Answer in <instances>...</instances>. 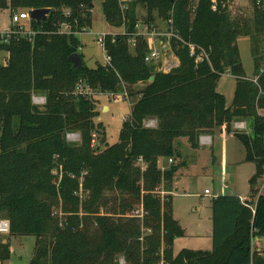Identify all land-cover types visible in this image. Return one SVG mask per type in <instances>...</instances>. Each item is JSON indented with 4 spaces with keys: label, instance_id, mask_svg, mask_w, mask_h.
<instances>
[{
    "label": "trees",
    "instance_id": "16d2710c",
    "mask_svg": "<svg viewBox=\"0 0 264 264\" xmlns=\"http://www.w3.org/2000/svg\"><path fill=\"white\" fill-rule=\"evenodd\" d=\"M232 1L219 0L213 11L212 0H102L107 23L124 28V34L106 36L110 65L91 69L84 62L75 70L68 59L79 54L77 34L90 28L93 0H0V15L52 10L46 22H31L36 32L31 39L13 36L0 42V53L7 54L6 63H0V218L10 221L11 237L36 238L30 264H119V255L126 264H264V250L253 246L258 239L264 244V194L258 196L264 176V117L259 114L264 111V73H259L264 0L252 1L251 17L232 13ZM139 6L146 9L145 19ZM157 19L175 35L171 46L179 65L170 72L145 61L146 37L139 36L135 48L129 44L141 21L152 28ZM66 25L70 33H61ZM241 36L253 41L258 84L245 74L237 43ZM186 43L206 50L209 60L196 63ZM226 72L237 79L231 106L217 89ZM81 83L88 96L76 93ZM35 94L45 97L40 108L33 104ZM93 95L135 103L112 146L102 122L94 121L99 114ZM148 120H155L156 128H145ZM235 120L251 121L250 135L238 139L246 161L256 163L250 180L256 204L248 207L239 196L214 198L212 251L184 249L174 255L184 231L173 216V197L163 201L157 191L172 190L184 162L164 171L159 162L182 157L180 139L194 148L201 133L223 127L229 133ZM70 130L81 132L80 145L66 140ZM81 189L87 194L83 203ZM112 193L114 201L108 197ZM141 204L142 218L131 216ZM11 255L10 238L0 235V264Z\"/></svg>",
    "mask_w": 264,
    "mask_h": 264
},
{
    "label": "rangeland",
    "instance_id": "374dc122",
    "mask_svg": "<svg viewBox=\"0 0 264 264\" xmlns=\"http://www.w3.org/2000/svg\"><path fill=\"white\" fill-rule=\"evenodd\" d=\"M94 8L90 12L91 25L86 33H78L77 37L81 41V48L79 54L83 57L86 65L94 69L99 64L105 65L106 54L103 48L98 43L100 35L112 36L124 34V28L111 27L104 16L102 10V0H93ZM231 12H241L245 17H251L253 14L252 0L232 1L230 3ZM125 9V8H124ZM24 9L18 10V13L24 12ZM17 12V11H16ZM141 19H145L147 16L146 9L139 6L137 10ZM12 12L5 11L0 15V42L1 35L9 32L13 28L11 21ZM28 26V23H25ZM157 29L160 33H163L160 25L163 24L162 20H156ZM141 21V30L142 29ZM67 31V29H64ZM264 39V37H263ZM161 38H159V41ZM157 43V41H156ZM238 47L242 64L245 70V74L248 78H252L255 75V61L252 53L253 41L249 36H241L238 38ZM261 50H264V41L261 44ZM134 49L131 52L134 53ZM7 54L5 52L0 53V63H6ZM170 58H178L174 53L163 55L161 59L154 65L158 70L163 71V66ZM146 84L138 85L136 89H143ZM237 87V79L229 72H226L220 78L218 84V92L223 94L226 98L227 105L231 106ZM90 94V92H89ZM42 95L35 94L33 96V104L36 107H42L41 103ZM96 102V112L99 114L94 119L96 123L102 122L105 127L107 143L112 146L119 142L121 129L125 120H129L131 111L135 106L133 101L129 99L120 98L113 100L107 96L91 97ZM247 123L251 126L250 120H235L232 123L231 131L229 133L223 128H214L211 131L203 132L198 137V144L192 148L187 138L180 139L177 142L179 151L182 153V157L176 160L174 163H170L166 159H161L159 167L161 169H169L173 164H180L184 162L183 168L176 174L172 190L167 191L164 186L160 187L157 191L158 194L163 197L171 195L173 193V216L176 221L179 222L181 228L184 231V236L178 238L174 244V255L178 254L184 249L196 250V251H212L213 243L209 237V229H212V201L214 198L224 195H234L242 197V199L256 202V197L252 195L250 180L256 173V163L246 161V149L243 143L238 139L240 135H250L248 131H235L236 123ZM157 122L155 120H148L145 122V128H156ZM248 126V127H249ZM250 132V131H249ZM67 133H74L79 135L80 140L77 143L69 142L74 145H80L82 143V134L77 130H70ZM213 136L214 145L211 143L209 146H202L199 143L201 136ZM98 137V136H97ZM67 140V139H66ZM98 141V140H97ZM97 145V144H96ZM264 184V176L259 180V188ZM163 190L166 195L163 196ZM209 191L210 195H205V192ZM81 197V203L87 198V194L81 189L79 193ZM111 201L117 198L116 193L108 194ZM167 197V196H166ZM201 208V210H199ZM139 209V210H138ZM143 205L134 209L131 216L142 218ZM105 212V211H104ZM138 214L140 215L138 217ZM82 215V211L80 212ZM0 220L8 221L7 219ZM144 233L148 231L143 230ZM4 237L10 238L11 244V259L6 264H30L36 245V238L33 236H14L4 235ZM262 243L257 247L259 250H264L263 240L259 239ZM161 261L163 259V250L161 251ZM119 264H126L124 255L117 257Z\"/></svg>",
    "mask_w": 264,
    "mask_h": 264
},
{
    "label": "built area",
    "instance_id": "2783aa9c",
    "mask_svg": "<svg viewBox=\"0 0 264 264\" xmlns=\"http://www.w3.org/2000/svg\"><path fill=\"white\" fill-rule=\"evenodd\" d=\"M121 2H123V0H120ZM213 1V11H218L219 9V0H212ZM233 1H242V0H233ZM250 1V0H249ZM253 1V0H252ZM258 2L260 0H257ZM225 6V5H224ZM30 10H25L22 13H18V12H14L11 16V21L13 24V28L9 31L6 32L4 34L1 35V40L4 42H7L11 39V37L13 36H28L30 39L36 35V32H34L32 30L31 27V22L35 21L32 20L30 18V14H29ZM241 13V12H239ZM69 15V13H67ZM25 23H28V26L25 25ZM64 29H67V31H65ZM136 33L130 34L129 35V44L135 48L137 46L138 43V37L139 36H144L146 37V39L148 41H150L149 43V49L147 52V55L145 57V61L149 64H155L156 62H158L161 57L163 55H168L170 52H172V46H171V39L173 37H175L174 33L171 31V29L164 31L163 33H160V31L157 29L156 26L150 28L148 25H144L142 26L141 30V23H139V25L136 26ZM87 30H84L83 33H86ZM61 33H70L69 30V26L66 25V27H64L61 30ZM106 36L107 35H100L98 38V43L99 45L103 48L105 54H106V60H105V66L106 65H110L112 63V58L107 54L106 52ZM159 38H161V40L159 41ZM155 41H157V43H155ZM186 45L188 46L189 50H190V56L191 57H196V63H201L204 62L205 60H209V54L206 50L202 49L201 47L193 44V43H186ZM179 65V60L177 62L176 58H170L169 60H167L163 66V71L164 72H170L173 68L177 67ZM260 74L264 73V65L262 66V68L259 71ZM251 81L255 82L256 84H258V79L259 76H254L252 78H249ZM76 93L78 95H86L88 96L89 91L87 90L85 84L81 83L77 89H76ZM41 103L45 104V99L42 98ZM259 114L264 117V111L259 110ZM236 130H240V131H250V128L248 127L247 123H236L235 125V131ZM66 139L68 142H73V143H77L78 140H80L79 135L74 134V133H67L66 135ZM199 143L202 146H209L211 144V138L203 135L199 138ZM97 144V135L93 136V141H92V146L95 147ZM139 162L143 165V170H145L146 168V164H144L143 159H140ZM170 163H173V160L169 161ZM165 169H163L164 171ZM83 181V178L82 180ZM211 193L209 191L205 192V195H210ZM264 194V184L260 187L259 190V195ZM166 195V192L163 190V196ZM258 196L256 197V200L258 199ZM242 202L248 206L251 207V205L253 204L252 201L250 200H246V199H242ZM142 211V216H143V210ZM140 215L138 214V217ZM10 234V222L8 221H4V220H0V235H9ZM253 246L259 247V243L258 240H255L253 242ZM163 264V263H161Z\"/></svg>",
    "mask_w": 264,
    "mask_h": 264
},
{
    "label": "water",
    "instance_id": "95a60500",
    "mask_svg": "<svg viewBox=\"0 0 264 264\" xmlns=\"http://www.w3.org/2000/svg\"><path fill=\"white\" fill-rule=\"evenodd\" d=\"M94 7V5L92 4ZM51 9L46 8V9H32L29 11L30 18L32 20L37 21L38 23L40 22H46L48 20V16L51 13ZM69 62L73 64V68L75 70L82 68L84 66V61L82 57L79 54H73L69 57ZM154 81V77L150 79V82Z\"/></svg>",
    "mask_w": 264,
    "mask_h": 264
},
{
    "label": "crops",
    "instance_id": "0c3cea01",
    "mask_svg": "<svg viewBox=\"0 0 264 264\" xmlns=\"http://www.w3.org/2000/svg\"><path fill=\"white\" fill-rule=\"evenodd\" d=\"M161 26V29H163V32L164 31H166V29L164 28L165 26L164 25H160ZM156 27H157V25H156ZM149 43H150V41H148ZM155 43H156V41H155ZM208 136V135H207ZM210 138H211V143L214 145V138H213V136H210ZM173 193L174 192H172V196H173ZM229 196H237V194H234V195H229ZM242 198V197H241ZM244 199V198H243ZM251 201L253 202V204H256V202H254L252 199H251ZM257 201V200H256ZM252 204V205H253ZM199 210H201V208L199 209ZM212 216H213V214H212ZM211 222H212V229L210 228L209 229V237L212 239V235H213V221H212V217H211ZM212 243H213V239H212ZM258 243H259V246H261V241L258 239Z\"/></svg>",
    "mask_w": 264,
    "mask_h": 264
}]
</instances>
